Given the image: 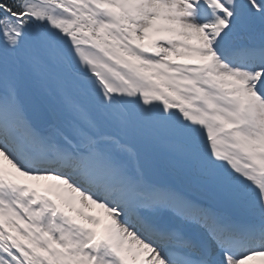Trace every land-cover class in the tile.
Segmentation results:
<instances>
[{
  "label": "snow or ice",
  "instance_id": "6c2138e0",
  "mask_svg": "<svg viewBox=\"0 0 264 264\" xmlns=\"http://www.w3.org/2000/svg\"><path fill=\"white\" fill-rule=\"evenodd\" d=\"M0 264H264V0H0Z\"/></svg>",
  "mask_w": 264,
  "mask_h": 264
}]
</instances>
